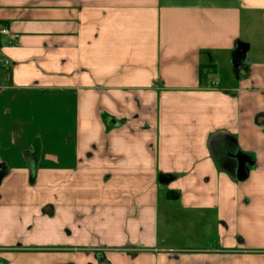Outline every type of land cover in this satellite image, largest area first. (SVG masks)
Returning a JSON list of instances; mask_svg holds the SVG:
<instances>
[{
	"label": "crops",
	"instance_id": "obj_1",
	"mask_svg": "<svg viewBox=\"0 0 264 264\" xmlns=\"http://www.w3.org/2000/svg\"><path fill=\"white\" fill-rule=\"evenodd\" d=\"M0 264H264V0H0Z\"/></svg>",
	"mask_w": 264,
	"mask_h": 264
},
{
	"label": "water",
	"instance_id": "obj_2",
	"mask_svg": "<svg viewBox=\"0 0 264 264\" xmlns=\"http://www.w3.org/2000/svg\"><path fill=\"white\" fill-rule=\"evenodd\" d=\"M230 157L231 158H235L238 161V167H239V169H238V175H239V177H241V175L243 173H245L246 170H247L244 167L243 160H242V156L240 154H230Z\"/></svg>",
	"mask_w": 264,
	"mask_h": 264
},
{
	"label": "built area",
	"instance_id": "obj_3",
	"mask_svg": "<svg viewBox=\"0 0 264 264\" xmlns=\"http://www.w3.org/2000/svg\"><path fill=\"white\" fill-rule=\"evenodd\" d=\"M1 32H2L3 34H8V30H7L6 28H3ZM17 37H18L17 34H13V35H12V38H13V39H16Z\"/></svg>",
	"mask_w": 264,
	"mask_h": 264
},
{
	"label": "trees",
	"instance_id": "obj_4",
	"mask_svg": "<svg viewBox=\"0 0 264 264\" xmlns=\"http://www.w3.org/2000/svg\"><path fill=\"white\" fill-rule=\"evenodd\" d=\"M208 66H201V74L203 73V69Z\"/></svg>",
	"mask_w": 264,
	"mask_h": 264
},
{
	"label": "rangeland",
	"instance_id": "obj_5",
	"mask_svg": "<svg viewBox=\"0 0 264 264\" xmlns=\"http://www.w3.org/2000/svg\"><path fill=\"white\" fill-rule=\"evenodd\" d=\"M222 73V72H221Z\"/></svg>",
	"mask_w": 264,
	"mask_h": 264
}]
</instances>
